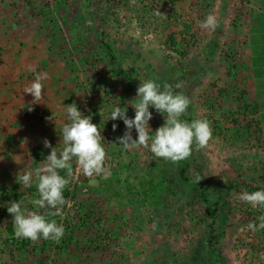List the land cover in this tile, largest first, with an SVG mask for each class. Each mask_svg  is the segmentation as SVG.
<instances>
[{"label": "rangeland", "instance_id": "374dc122", "mask_svg": "<svg viewBox=\"0 0 264 264\" xmlns=\"http://www.w3.org/2000/svg\"><path fill=\"white\" fill-rule=\"evenodd\" d=\"M252 11L264 13V0H0V190L17 192L14 201L37 211L35 183L27 190L19 177L36 169L29 166L32 145L47 139L63 149L72 103L100 128L108 157L107 178L76 173L73 160L77 179L64 190L70 206L63 217H49L64 226L59 243L17 238L2 207L10 203L0 201V264H264V229L247 227L259 225L264 209L239 199L264 190V94L256 96L250 63ZM209 14L219 21L214 32L198 24ZM27 73L30 79L9 77ZM45 73L43 99L33 104L25 88ZM148 79L182 83L176 91L191 103L181 119L211 124L209 144L185 161L118 143L126 126L109 116L119 106L134 118L131 104ZM149 111L154 134L164 117Z\"/></svg>", "mask_w": 264, "mask_h": 264}, {"label": "clouds", "instance_id": "9594fccd", "mask_svg": "<svg viewBox=\"0 0 264 264\" xmlns=\"http://www.w3.org/2000/svg\"><path fill=\"white\" fill-rule=\"evenodd\" d=\"M203 30L214 32L219 26V21L214 14H209L205 20L198 22ZM47 79V74H37L33 83L25 88V93L33 96L32 103H40L43 99L42 80ZM183 87L177 83L175 88L168 83L161 85L156 80L148 79L140 83L137 88L136 102L131 104L135 110L134 118H129L126 108L115 107L109 118L113 121L120 119L126 126L123 136L118 137V143L126 151L137 148L148 149L156 158H161L172 163L185 161L192 156L193 150L205 148L212 139L210 122L205 119H195L187 122L181 119L187 114L191 103L190 99L182 92L176 91ZM164 117L162 126L155 130L149 127L153 118L149 108ZM68 123L62 128L63 149L58 153L56 147L45 139L44 147L51 148L46 157V163L27 171L19 177L23 188L35 186L38 197L31 201L37 211H28L22 208L21 202L12 201L7 211L13 217L15 236L36 243L41 238L59 243L65 234L63 224H58L49 217H63L65 205L70 202L64 196V190L77 179L73 171V160L76 164V173L92 178L102 176L107 178L106 170L107 152L102 143L104 141L101 130L92 123L90 116H84L72 103L65 106ZM31 110V109H29ZM115 131L117 125H112ZM135 128L138 138L133 139L132 130ZM151 133V134H150ZM66 171V175H61ZM241 202L250 204L253 208L264 209V190L242 192L239 196ZM45 210L43 214L39 210ZM259 225L249 223L248 229L257 231L264 229V215L258 217Z\"/></svg>", "mask_w": 264, "mask_h": 264}, {"label": "trees", "instance_id": "16d2710c", "mask_svg": "<svg viewBox=\"0 0 264 264\" xmlns=\"http://www.w3.org/2000/svg\"><path fill=\"white\" fill-rule=\"evenodd\" d=\"M250 15H251V20H250V26H249V32H248L250 63H251L252 75L255 77V85H254L256 89L255 93H257L256 96H259L260 93L264 94V78H263V75H264V13L260 11H252ZM37 66H40V65L37 64ZM37 66H33V67L36 68ZM11 68L13 67L10 66V69ZM14 68L15 70H17L16 69L17 66H14ZM9 71L11 70H8L7 72ZM22 76H25L27 79H30L28 78L29 76L28 73L25 75L20 74V76L10 75L9 77L11 80L13 77H15L16 80H18ZM259 104L264 105V99L260 100ZM28 151H29V154H28L29 166L32 169L37 168L39 162L46 161V157L49 154V148H46L38 144L32 145ZM184 172H185V167L183 165H180L179 173L181 177L184 179V181H186V183L191 184L190 182L187 181L188 178ZM25 189L31 190L33 189V186L29 188H25ZM17 194L18 193L13 190L9 191L5 189H1L0 190V201L7 200L10 203L15 200ZM198 194L203 201L208 202V198L206 197L204 186L199 187ZM9 206H10L9 204H3L2 207L4 209H7V207ZM207 212L209 214L211 213L210 210H208ZM213 222L214 220L210 221L211 230L214 229ZM8 228L9 230L12 229L9 226ZM18 243L21 245H24L26 242L25 240L21 239L19 240Z\"/></svg>", "mask_w": 264, "mask_h": 264}]
</instances>
